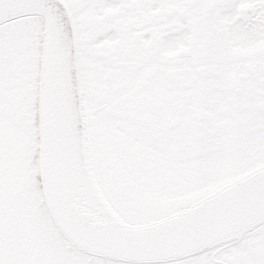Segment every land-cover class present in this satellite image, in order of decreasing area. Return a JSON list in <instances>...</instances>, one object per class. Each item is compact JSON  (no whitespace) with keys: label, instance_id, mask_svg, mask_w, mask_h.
Segmentation results:
<instances>
[{"label":"snow or ice","instance_id":"1","mask_svg":"<svg viewBox=\"0 0 264 264\" xmlns=\"http://www.w3.org/2000/svg\"><path fill=\"white\" fill-rule=\"evenodd\" d=\"M0 264H264V0H0Z\"/></svg>","mask_w":264,"mask_h":264}]
</instances>
